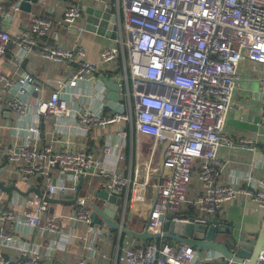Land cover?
<instances>
[{
  "label": "built area",
  "instance_id": "built-area-1",
  "mask_svg": "<svg viewBox=\"0 0 264 264\" xmlns=\"http://www.w3.org/2000/svg\"><path fill=\"white\" fill-rule=\"evenodd\" d=\"M83 1L73 0L58 21L33 15L29 29L14 35L0 27V59L13 43L14 65L39 48L45 59L70 67L48 97L32 75L14 80L0 73L3 99L15 113L11 131L0 124V136H9L13 145L5 153L25 192H41L0 189V264H98L109 258V250L113 264H223L217 251L202 255L197 247L163 237L135 245L122 229L127 211L142 212L144 231L161 234L169 211H181L175 222L208 227L216 219L222 222L226 205L238 199L264 210V178L253 176L260 163L224 175L223 153L255 143L246 136L233 138L227 122L242 64L257 65L264 74V0H91L110 14L103 35H114V43L103 47L96 60L79 42L85 30L80 25ZM1 10L0 5V16ZM13 10L20 11L19 2ZM67 35L75 36L71 46L61 43ZM47 37L52 46L41 44ZM114 62L119 69L102 70ZM110 79L119 86L120 100L108 98ZM259 86L263 131L258 136L264 152V76ZM46 121L52 127L44 130ZM112 125L115 131L97 135L96 130ZM144 137L151 139L144 169L137 162L127 174L122 166L128 149L136 140L139 155ZM156 154L160 166L152 168ZM196 159L201 162L194 173ZM94 180L122 199L114 240L113 229L93 218ZM190 192L193 199L187 197ZM74 198L78 202L60 214L54 210L59 203L49 201ZM38 233L47 238L34 241ZM216 239L225 237L217 234ZM77 241L81 248L74 262L55 258ZM256 264H264V250Z\"/></svg>",
  "mask_w": 264,
  "mask_h": 264
},
{
  "label": "crops",
  "instance_id": "crops-1",
  "mask_svg": "<svg viewBox=\"0 0 264 264\" xmlns=\"http://www.w3.org/2000/svg\"><path fill=\"white\" fill-rule=\"evenodd\" d=\"M21 1L22 0H0V5L2 7L0 27L8 29L13 35L19 33L20 31L29 29L30 18L33 15L48 16L54 21L60 20L63 17L65 8L73 0H38L37 3L30 2L31 10L29 12L24 11L21 8L19 12H14L13 6L19 2L20 7ZM87 8L101 9L102 5L95 4L91 0H84L82 2L83 19L80 21V25H82L85 30L79 34V42L86 48L89 58L91 60H96L98 58L100 50L105 46L112 45L114 41L113 36H106L103 34H99L98 32H93L86 29L88 17V13L86 12ZM60 33L65 35V29H61ZM74 39V35H67L66 39L61 38V43L71 46L73 45ZM40 42L41 44L47 43L49 46H52L54 41L51 38L47 37L42 38ZM39 50V48H33L21 64L14 65L10 61V58L18 53V51L15 48V45L13 43H10L7 57L5 59H0V73L5 74L6 76L14 80H18L23 74H30L34 78H36L39 83H41V85L44 87V96L48 97L51 91L55 89V81L60 77H65L67 69H69L70 67L65 63L57 64L45 59ZM119 66V62H114L109 65L103 66L102 70L105 72L111 71L112 69L116 70L119 69ZM258 69L259 67L257 65L244 62L240 68L241 79L244 78V80L248 83L255 81L254 78H256V74L261 76V73L258 71ZM244 92L245 90H241L237 87L236 100L234 101L235 105L232 111L229 113L228 117L227 132L235 139H238L241 136L250 137V139H253L255 143L251 144L249 149L236 148L223 151L226 160L224 175L226 174V172L234 168L238 170H245L251 164L258 161L260 164L256 169H254L253 176L256 178H264V152L262 151V143L260 142L258 136L263 131L260 126L261 104L258 103L257 105H254V103H252V101H255V99H260V95L259 93H257L254 99V93H251L249 97L252 95L253 96L249 99H246L244 98ZM2 100L3 93L2 84L0 82V101ZM34 100L35 99L33 98L32 101ZM2 104L0 105V124L9 127L8 131H11L15 113L13 112L12 108L3 106ZM50 127H52V123L50 121H46L43 125L44 130H47ZM116 129L117 125H112L106 130L96 131L97 135H103L106 131H115ZM143 140L151 141V139L147 137H144ZM133 144L134 148L132 150L131 147L128 149V159L122 166L124 172H126L127 174L130 167L134 171L137 162H140L139 169L143 170V164L149 157V149L147 153L143 152V143L141 144L140 149H138L141 152L139 153V155L137 154L136 149L137 141H133ZM10 147H13L10 137L0 136V150L3 154V161L4 157L6 156L5 149ZM160 162L161 158L158 155L157 160L155 159L153 161L152 168L160 166ZM132 175L134 176V172L132 173ZM0 180L3 181L7 186H16L22 192L26 191L25 183L19 178L18 174L14 170L12 163L9 160L4 168L3 173L0 175ZM194 180L195 182L197 181L196 176H194ZM94 181L91 187L93 193L97 188H105V186L102 185L103 183L99 184L96 180V184H94ZM190 194L192 195V197L195 196L194 192H190ZM97 199L101 200L99 199V197H96V200ZM101 201L103 202V204H105L103 200ZM57 205H55L54 210L58 214L64 213L70 209L68 205H63L67 207L65 210L56 209ZM255 208L256 204L249 200L238 199L232 201L225 207V215L224 218H222V222H224L226 225L231 226L236 237L245 235L248 238H254L258 235L261 223L264 218V210L259 209V211H255ZM46 238V233L43 235H40V233H38V235L35 236L34 241L40 243L43 242ZM80 248L81 247L79 241L73 244H68L63 251L55 253V258H61L63 260L74 262ZM108 252L109 258L100 259L98 261V264H101V262H103V264H113L114 253L111 250H109ZM4 254L7 256H12L13 252L5 250Z\"/></svg>",
  "mask_w": 264,
  "mask_h": 264
},
{
  "label": "water",
  "instance_id": "water-1",
  "mask_svg": "<svg viewBox=\"0 0 264 264\" xmlns=\"http://www.w3.org/2000/svg\"><path fill=\"white\" fill-rule=\"evenodd\" d=\"M31 3H37L38 0H22L20 3V8L24 11L29 12L31 10ZM88 13L86 29L93 32H98L103 34V27L106 24V20L109 18L110 14L108 12H103L102 9L87 8ZM103 18L100 28L96 29L94 24L99 22V19ZM114 37V35H113ZM106 86L109 89L108 98L111 100H120L119 97V86H117L113 79L106 80ZM85 140V139H83ZM8 162V155L4 157V161L0 163V175L3 173L5 166ZM83 185L81 180L78 184L77 189L79 190ZM0 189L11 192L16 190L23 195H27L29 192H34L41 195L40 190L31 189L28 192H22L16 186H5L3 181L0 180ZM94 196L99 197L101 200L105 201L104 207H100L95 200L91 201V206L94 209L93 218L96 222H105L109 225L111 229H120V226L115 221L116 212L118 211V206L121 204L122 199L114 195H109L105 189L97 188ZM67 196L66 198H68ZM71 198V196L69 197ZM51 204L59 203L63 205L76 204L78 198L72 200L61 199V200H49ZM50 212H53V207L50 208ZM122 232L127 235H132L137 239L144 241L151 239H160L161 237L173 240L180 243H185L192 245L199 249L217 251L223 256V264H256L257 258L262 250H264V218L261 223L259 233L254 238H248L245 235H240L236 237L234 230L231 226L226 225L224 222L216 219L212 221V224L208 227L201 226L195 232H191V226L187 225L186 235H179L175 232L165 230L161 234H152L146 230L143 232L131 231L129 229L123 228ZM222 234L225 239L224 241H217L216 235Z\"/></svg>",
  "mask_w": 264,
  "mask_h": 264
},
{
  "label": "rangeland",
  "instance_id": "rangeland-1",
  "mask_svg": "<svg viewBox=\"0 0 264 264\" xmlns=\"http://www.w3.org/2000/svg\"><path fill=\"white\" fill-rule=\"evenodd\" d=\"M261 76H264V74L261 75ZM261 76L256 74V78H254L255 81L250 82L251 84L246 82L244 80V78L238 80L237 87L239 89H241V90H245L244 98L249 99V98H251L253 96L252 95V96L249 97V95L251 93H254L253 97L255 99V95L257 93L261 92V89H260V86H259V79L261 78ZM244 82H246V83H244ZM235 100H236V92H235V95H234V101ZM2 101H3V104H2ZM2 101H0V105L2 104L3 106H7L5 104L4 99ZM252 103H254V105H257L258 103L261 104L262 103V98L261 99H259V98L255 99V101H252ZM91 136H92V134H90V136L88 138V140L90 142H91ZM142 143H143V149H144L143 152L147 153V151H148V149L150 147V141L143 140ZM158 155L159 154L155 155V159L156 160L158 158ZM2 161H3V154H2V151L0 150V163ZM200 162H201L200 159H196L194 161V169H193L194 173L198 172ZM94 184H96V180L94 181ZM193 187H195V185H193ZM187 197L189 199H193L194 198V197H192V195L190 193H188ZM97 203L99 204L100 207H104V204H103V202L101 200L97 199ZM66 208L67 207H65L63 205H57V207H56V209H63V210H65ZM175 214H181V211H175V212L169 211L168 220H167V222L165 224V230L171 231V232H175V233H177L179 235H186L187 224L173 221L172 218H173V216ZM120 218H121V213L118 212L114 219H115L116 222H120ZM144 220H145V216L142 214V212H138L136 215H133V213H129L127 211L126 219H125V228L129 229L131 231L143 232L144 229H145ZM190 226H191V232L192 233L195 232L198 228L201 227V225L194 224V223H191ZM117 234H118V230L117 229H113L112 230V239L113 240L116 238ZM124 238L128 239L129 241H131L135 245H140V246L144 245L145 243H151V242H153L155 240V239H151V240L144 241V240H141V239H137L136 237H134L132 235H127V234H124ZM166 241L170 242V243H174L173 240H166ZM201 253H202V255H205L206 254L205 249H201ZM101 264H103V262H101Z\"/></svg>",
  "mask_w": 264,
  "mask_h": 264
},
{
  "label": "trees",
  "instance_id": "trees-1",
  "mask_svg": "<svg viewBox=\"0 0 264 264\" xmlns=\"http://www.w3.org/2000/svg\"><path fill=\"white\" fill-rule=\"evenodd\" d=\"M110 74V73H109Z\"/></svg>",
  "mask_w": 264,
  "mask_h": 264
}]
</instances>
